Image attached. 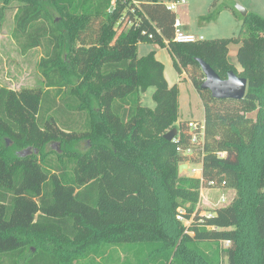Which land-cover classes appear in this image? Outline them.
<instances>
[{
	"label": "trees",
	"instance_id": "trees-1",
	"mask_svg": "<svg viewBox=\"0 0 264 264\" xmlns=\"http://www.w3.org/2000/svg\"><path fill=\"white\" fill-rule=\"evenodd\" d=\"M15 1L14 40L45 56L41 86L0 85V264H72L124 243L144 264H215L197 243L221 244L219 264H264V18L235 10L237 36L179 44L176 13L160 0ZM138 43L167 45L202 101V179L179 173L190 121L178 123V86L155 52L137 56ZM233 44L240 72L228 62ZM198 59L223 80L247 79L245 98L214 99ZM150 88L154 109L141 102ZM172 129L178 141L164 139ZM50 143L61 150L46 152ZM202 188L234 196L209 217Z\"/></svg>",
	"mask_w": 264,
	"mask_h": 264
},
{
	"label": "rangeland",
	"instance_id": "rangeland-1",
	"mask_svg": "<svg viewBox=\"0 0 264 264\" xmlns=\"http://www.w3.org/2000/svg\"><path fill=\"white\" fill-rule=\"evenodd\" d=\"M166 4L175 0H160ZM187 5H179L175 11L176 18L187 24L190 32L197 36L203 37L205 40L223 39L235 37L241 30L242 21L239 20L241 13L238 6L245 8L250 13H255L264 18V0H187ZM214 3H216L214 5ZM18 2L15 0H0V85L11 90L19 91L24 88H35L43 83L42 73L39 69V63L45 56L44 47H40L23 54L19 44L13 38L15 29L14 17L17 11ZM52 13L56 23H63L60 13L53 7L48 8ZM237 11L239 18L236 17L234 11ZM214 13V18L205 20L210 14ZM242 16V15H241ZM187 30H189L187 28ZM167 44V42H166ZM238 45H231L228 56V62L237 71L242 68L237 59ZM155 52L165 67V78L172 86L177 84L179 89V122L187 121H203L204 107L195 91L191 81L178 73L174 66V59L168 50V46L162 47L157 44L138 43L137 56L139 58ZM154 88L141 95V102L144 107L154 109L156 104L153 99ZM77 120V116L74 118ZM10 146L13 143L9 142ZM88 148V143L82 142L78 150L84 152ZM31 154L39 150L30 148ZM46 152L61 150L59 144L55 146L50 143L45 148ZM52 161H56L55 155L50 156ZM185 164V163H183ZM182 175L190 176L188 169L183 170ZM234 196V191L223 189H203L199 207L203 210L212 211L219 205L221 198L225 197L227 203ZM226 203V204H227ZM185 223V221H182ZM134 245V246H133ZM197 249L204 252L206 256L215 264L226 262V258L221 253L223 246L218 243H197ZM140 253L143 254L142 249ZM135 244L124 243L118 246H110L105 249V254H97L87 258L73 262L72 264H106L113 260L137 261Z\"/></svg>",
	"mask_w": 264,
	"mask_h": 264
},
{
	"label": "built area",
	"instance_id": "built-area-1",
	"mask_svg": "<svg viewBox=\"0 0 264 264\" xmlns=\"http://www.w3.org/2000/svg\"><path fill=\"white\" fill-rule=\"evenodd\" d=\"M119 0H112V6L113 8L116 6V2ZM122 1H131V0H122ZM136 5H139L137 1L133 2ZM187 0H175L174 2H171L169 4H166L169 11L175 12L177 7L179 5H187ZM175 34H174V42L179 44H193L199 41L205 40L203 37L197 38L196 35L192 33H188L183 29L182 22L178 19L175 21L174 25ZM189 133H190V142L189 146L186 149L178 148V153L186 158L187 162L185 164L187 165V169L190 172V176L196 177L199 179H202L203 177V165L202 161H193L194 158H198L203 153V143L205 139V125L203 122L198 121H190L188 123ZM173 141H178V139H174ZM203 189L206 188H202ZM214 189V188H213ZM201 191V192H202ZM227 199L225 197L221 198L219 205L216 206L220 207L222 205H226ZM228 204V203H227ZM180 213H182L181 210H179ZM204 215L211 216V212H204ZM177 219L180 221H185L184 225L189 226L191 224V220H185L181 214L177 216ZM230 245V242L225 243V247H228Z\"/></svg>",
	"mask_w": 264,
	"mask_h": 264
},
{
	"label": "water",
	"instance_id": "water-1",
	"mask_svg": "<svg viewBox=\"0 0 264 264\" xmlns=\"http://www.w3.org/2000/svg\"><path fill=\"white\" fill-rule=\"evenodd\" d=\"M237 9L242 16L245 17L248 15V11L245 8L238 6ZM197 61L205 75V81L202 85V89L209 90L214 99L241 101L245 98L248 87L247 79L239 77L234 72H230L227 79L223 80L209 64L201 59H198ZM176 136L177 129H172L164 135V139L172 142ZM184 169H187V165H180L179 173L183 174Z\"/></svg>",
	"mask_w": 264,
	"mask_h": 264
},
{
	"label": "crops",
	"instance_id": "crops-1",
	"mask_svg": "<svg viewBox=\"0 0 264 264\" xmlns=\"http://www.w3.org/2000/svg\"><path fill=\"white\" fill-rule=\"evenodd\" d=\"M182 22V21H181ZM182 25H183V29L186 31V32H188V33H191L190 32V28L187 26V24H185V23H183L182 22ZM187 28L189 29V30H187ZM156 57H157V59L158 60H160L161 62H162V60H161V58L158 56V55H156ZM183 76V79H185L186 80V76H185V74H183L182 75ZM167 78V77H166ZM167 82H168V84L172 87V85H171V83L168 81V79H167ZM196 91V90H195ZM199 96V95H198ZM200 98V97H199ZM201 100V99H200ZM202 102V101H201ZM179 121H180V119H178V123H179ZM203 121H204V118H203ZM203 121H201V122H203ZM177 123V124H178ZM126 263H127V261H126ZM128 264V263H127ZM129 264H144V263H140V262H137V261H131Z\"/></svg>",
	"mask_w": 264,
	"mask_h": 264
}]
</instances>
